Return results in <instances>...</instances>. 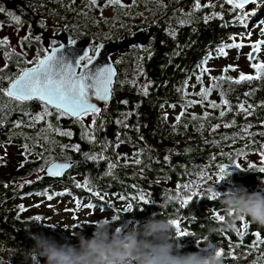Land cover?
Wrapping results in <instances>:
<instances>
[{"label":"trees","instance_id":"1","mask_svg":"<svg viewBox=\"0 0 264 264\" xmlns=\"http://www.w3.org/2000/svg\"><path fill=\"white\" fill-rule=\"evenodd\" d=\"M56 1L43 0L41 11L44 15L63 21L60 14L69 10L75 23L68 24L70 33L74 37L77 33L91 37L93 48L103 41L129 37L140 27H153L155 34L146 47L119 52L116 61L119 74L113 85V97L101 108L94 128L89 127L94 118L92 115L90 123L84 120L80 123L67 116L57 119L54 110L52 116L29 127L31 117L43 112L42 104L37 101L18 104L0 94V104L6 105L0 115L3 120L0 123V258L6 260L9 255H14L11 264H34L24 257V252L34 247L33 234L43 233L60 243L67 240L75 244L78 241L74 232L91 237L94 224L100 220L107 219L114 228L126 230L149 219L163 218L180 220L181 229L192 234L177 237L173 230L170 235L182 252L204 250L209 227H216L218 231L211 235L210 242L223 251V264H264V245L257 243L253 247L256 241L253 233L259 232L264 238V228L245 219L238 220L233 230H223L222 222L215 219L217 212L224 215L222 206L218 199L207 198L210 188L221 193L235 190L240 185L250 192L261 187L264 190V174L258 171L264 167V162L245 161L246 156H259L264 150V137L259 135L264 131V79L234 83L240 72L255 75L252 62L245 70L235 68L227 62L235 48L227 49L226 57L217 51L225 44L250 38L264 21V2L258 0L244 10H234L226 0H200L202 7L197 10L195 0H121L123 7L109 5L108 0H97L95 5L87 0H72L62 8L55 6ZM104 11L108 13L103 14ZM244 12L249 15L241 22ZM79 17L82 24L85 19L89 20V31L85 25L78 30ZM2 24H8V20L0 14V29ZM0 48L5 53L13 52L4 46ZM14 54L11 58L4 54L6 61L0 65L3 69L0 76L5 79L0 81V88H7L9 78L30 66L22 64L20 69L16 68ZM222 59L226 62L220 69L210 65L214 60ZM258 61H264V57L259 55ZM229 65L236 70L224 73L223 69ZM202 67L211 71L203 74L201 82L197 77L201 75ZM221 76L232 80L215 81L218 87L213 88L201 103L202 97L197 93L202 88H212L211 77ZM224 99L232 106L231 112L223 105ZM190 101L197 103L186 107ZM210 101L221 107L213 109ZM241 103L246 108L251 107L250 115L239 111ZM221 111L226 115L220 117ZM205 113L207 119H193V116L202 118ZM177 116H181L179 123ZM21 121V127H15ZM232 121H235L232 127L223 126ZM49 123L62 131L72 132V135L45 132ZM216 124L221 127L212 131ZM248 124L252 127L245 133L243 129ZM86 131H90L95 139H88ZM25 145L30 154H26ZM76 145H79V151L74 150ZM7 146L19 152L10 164L3 153ZM92 156L102 158L91 159ZM56 159H70L73 163L62 177L40 174ZM137 159L141 163L136 164ZM224 162L239 163L240 170L230 172L225 180L219 181V168ZM110 164L116 167L110 169ZM201 170L204 177L199 175ZM208 176L212 179H207ZM214 176L218 181L210 187L208 183ZM85 183L92 191L76 186ZM183 184H190L191 190L199 195L182 207L180 199L191 195L190 190L182 188ZM59 192L66 194L56 196ZM39 193L53 195L52 200L64 196L75 204L79 200L82 205L79 210L94 205L90 210H98L100 214L83 221L84 226L80 229L58 224L52 221L51 214L36 211L27 203L29 198L48 201L46 195ZM140 196L150 203L139 200ZM129 203L133 205L131 213L124 211ZM117 215L120 219L114 220ZM36 216L44 219L35 221ZM245 222L249 228L241 241L236 229L242 228ZM36 264H45L44 258L40 257Z\"/></svg>","mask_w":264,"mask_h":264},{"label":"snow or ice","instance_id":"2","mask_svg":"<svg viewBox=\"0 0 264 264\" xmlns=\"http://www.w3.org/2000/svg\"><path fill=\"white\" fill-rule=\"evenodd\" d=\"M226 2L232 6V8L244 10L246 5L253 4L255 5L258 0H226ZM261 2H264V0H261ZM89 3L91 5H95L97 3V0H89ZM109 5H119L123 7L121 0H108ZM211 6V5H210ZM202 5L200 4V0H195L194 8L200 9ZM6 10L4 7H0V13H4ZM12 17V19L17 23L20 24L21 20L19 16H16L12 14L11 12L8 13ZM249 15V13L244 12L243 15L240 17L241 22H243L244 17ZM207 19V17L205 18ZM261 25H264V21L260 22ZM250 35V33H249ZM261 35H264V27H261ZM30 36L24 37L25 40L30 39ZM37 40H39V37H36ZM235 40V38H233ZM72 44H75L76 41L72 40ZM9 45V41L7 38L0 39V46H7ZM243 42H233L230 44H225L221 46L217 51L220 56H227L228 52L227 49L235 48V49H242L244 47ZM63 45H60L59 47H53L51 49L50 54H46L43 56V58H39V55L37 59L34 62V66L30 68H23L20 70V73L15 76L14 78H9V86L7 88H0V94L2 96H5L9 99L10 102H15L18 104H22L29 101H37L42 104L43 112L31 117V123L27 126L34 127L35 123L39 121H44L46 117L52 116L54 113L52 110L55 111V114L57 116V119L60 117H71L74 118L77 122L83 123V120L88 115H92L94 118L92 120V124L90 127L94 128L96 125V117L101 112V109L97 107L95 103H92V99L95 98L97 101H104L107 102L112 95V85H113V78L115 76V70L111 65L108 66H99V67H90L93 65L94 60L97 56H99V48L94 51V55H89L87 52H85L84 55L79 57H73L72 59H69L68 56H65L63 54L57 55V53H62ZM100 48L103 47V45L99 46ZM252 51L247 54V59L252 62L251 67L255 70V75L251 74H245L243 72H240L239 78L234 80V83H241V82H251L254 80H262L264 79V61H258V54L264 50V39H260L255 41L251 44ZM45 53H48V49H43ZM13 55L12 52H6V57H11ZM211 57H209L210 59ZM257 61V62H253ZM26 63H32L31 61H26ZM207 63V60H205V64ZM80 69V71H78ZM229 70L235 71L236 69L229 65L223 69L224 73H227ZM0 71H3V69H0ZM211 70L207 67L201 68V75L197 77L198 80H201L202 82V76L204 73H209ZM5 77L0 76V81H3ZM213 80V86L212 88H202L197 95L202 97L201 103L203 102V99H206L212 92L213 88L218 87V85L215 83V81L218 80H232L231 77L221 76V77H211ZM249 93L248 95H250ZM223 95V93H222ZM197 103L196 101H190L189 105ZM210 106L213 109L221 107V105L217 104L214 101L209 102ZM223 105H227V111L231 112L232 106L230 105L229 101L227 99L223 100ZM6 108V105L0 104V115L4 113V110ZM239 111L244 113L245 115L251 114V107L248 108L245 107L243 103L238 105ZM26 115H30L28 113H25ZM183 113H181V116ZM220 117H223L226 115L225 111L220 112ZM181 116H177L176 120L177 123H179ZM208 114L205 113L204 117H196L193 116V119H207ZM165 119L167 117L165 116ZM3 120L0 119V123H2ZM21 122H17L15 124V127H21ZM235 124V121H232L231 123L224 124V127H232ZM220 124H216L212 126V131H215L216 129L220 128ZM252 127L251 124H248L247 127L243 129L245 133L249 132V129ZM45 132H57L61 136H71L72 132L70 131H62L57 127H54L52 124H48L47 129H44ZM255 135V134H250ZM260 136L264 137V131H261L259 133ZM85 136L90 139L94 140L95 137L90 134V131L85 132ZM247 138V137H245ZM119 145L117 144V147ZM26 149V154H30L27 152L28 146H24ZM264 148V146H262ZM75 151H79V145L74 146ZM260 156L264 157V150L260 151ZM139 155V153H137ZM91 159H100L102 157H96L92 156ZM2 159V158H0ZM167 159V158H166ZM136 164L141 163L140 160L134 161ZM72 165L69 163H63V164H57L53 163L50 167L46 169L47 174L53 177H59L64 174V170L70 168ZM115 164H110L109 168H115ZM237 167L240 168V165L237 164ZM254 167V166H253ZM43 170V169H42ZM258 171L262 174H264V167H260ZM219 181H223L231 175V173L227 170L226 167L221 166L219 168ZM199 175L201 177H204L205 173L201 170L199 172ZM207 179L211 180L212 177L208 176ZM77 187H84L88 188L89 191H92V189L88 186L87 183L81 185L77 184ZM182 188L188 189L191 191V195L187 196L185 199H180L181 206H185L188 204L189 200L192 199V197L198 196L199 194L191 190L192 186L190 184H183ZM209 195L208 199L216 200L219 197V193L217 191H213L211 188L208 189ZM65 192H59L56 193V196H63L65 195ZM96 196H101L99 192L94 193ZM39 195H46L47 200L51 201L54 196L47 193H39ZM101 199L103 197L101 196ZM121 199H124L121 197ZM139 200H143L145 204L150 203L149 200H147L144 196H140L138 198ZM77 207H81V202L79 200L76 201ZM21 210H23V206H20ZM88 208H93L94 205H86ZM133 210V205L129 203L127 207L124 209L125 212L131 213ZM35 221H42L44 218L41 216H36L33 218ZM114 220H119L120 217L114 216ZM215 219H217L220 222H223L224 217L220 215L218 212L215 214ZM239 221H245L244 217H240ZM105 223L110 222L109 220L105 219ZM170 223L173 225V228L175 230V233L177 237H186L191 236L192 234L186 231H183L181 229V221L178 219H171ZM249 228V224L245 222L242 226V228L236 229L237 236L240 237L241 241L243 240L244 235L247 234V229ZM119 231V229H117ZM254 237L256 238V241L253 244V247L258 243L260 245H264V238H261V234L259 232L253 233ZM240 245H233V247H239ZM218 253L223 255V251L220 249H217Z\"/></svg>","mask_w":264,"mask_h":264},{"label":"clouds","instance_id":"3","mask_svg":"<svg viewBox=\"0 0 264 264\" xmlns=\"http://www.w3.org/2000/svg\"><path fill=\"white\" fill-rule=\"evenodd\" d=\"M216 191L224 213L223 230H233L240 217L264 228V190L250 192L240 185L224 193ZM94 225L91 237L74 232L75 244L67 240L60 243L43 233L33 234L35 244L24 252L25 260L34 264L40 257L45 264H223L222 255L210 242L211 235L218 231L216 227H209L204 250L185 253L170 240L174 228L168 219H149L126 230L104 220ZM12 256L0 258V264H11Z\"/></svg>","mask_w":264,"mask_h":264},{"label":"rangeland","instance_id":"4","mask_svg":"<svg viewBox=\"0 0 264 264\" xmlns=\"http://www.w3.org/2000/svg\"><path fill=\"white\" fill-rule=\"evenodd\" d=\"M203 1L206 2L208 0ZM104 13H108V11H104L103 14ZM261 27H264V25L257 27L251 34L250 38L243 39V43L245 46L242 49H234L230 52V56L227 60L228 63L233 64L235 68H242L244 70L247 68L248 64L250 63V61L247 59V54L252 50L251 44L257 40L264 39V35H261ZM24 35L25 31L22 29V27L3 24L0 29V39L7 38V40L9 41L8 46L10 49H12V51H24L26 56L29 57L28 59H31L36 55V51L33 48L28 47L27 50H24L23 45L20 46L16 45V43L14 44V42L20 41V38H22ZM4 54L5 51L0 48V65H4V62L6 61ZM259 55L264 57V50H262L258 54V56ZM20 59L21 54L15 53L13 56V62L18 65ZM225 62V59L214 60L210 65L213 66L216 70H218L225 64ZM91 119V116L88 115L84 118V121L90 123ZM3 153L5 154V157L8 160L7 164H10L12 162L14 156L19 155V152L15 148L9 146L4 148ZM245 161L246 163H248L249 161L264 162V157H261L260 155L246 156ZM44 170L45 168L41 170L40 174H43ZM217 181L218 177L214 176V180L210 181L208 183V186L211 187L212 185L216 184ZM26 201L34 210H42L45 213L51 214L53 222H56L61 225H74L78 229L84 226L82 223L83 221L89 220V218H94L95 215L100 214L98 210H95L93 212L90 209L79 210L75 202L71 198L69 199L67 196L57 197L52 201H44L39 198H29Z\"/></svg>","mask_w":264,"mask_h":264},{"label":"flooded vegetation","instance_id":"5","mask_svg":"<svg viewBox=\"0 0 264 264\" xmlns=\"http://www.w3.org/2000/svg\"><path fill=\"white\" fill-rule=\"evenodd\" d=\"M13 1H15L16 6L15 8L11 9L7 7L6 0H0V7H4L6 10L4 13H0V14H2V16L8 20V25L22 27V29L25 31V35L22 38H20V41H16L14 42V44L16 43V45H20V46L23 45L24 50H27V48L30 47L36 51L35 57L28 59L29 57L26 56L24 51L16 52L13 50L12 52L13 54L14 53L21 54V59L19 61V64L18 66H16V68L18 69L21 68L22 64L30 65L27 68L33 67L34 62L37 59L38 55L39 58H43V56L47 54V53L45 54L43 53V49H48L49 51L52 47L59 45V42L56 38V33L60 29H64L69 33L71 37V41L75 40L77 42V40L87 37V36H82L81 33H77L76 37L72 36V34L70 33V29L68 28L70 27L68 24L75 25V23L74 20H72L69 16L70 15L69 10H64L62 14H60V18L63 20L61 21V20L52 19L44 15V12L41 11L42 8L44 7L43 0H13ZM71 1L72 0H57L55 6H57L58 8H62L64 6H68ZM75 1L80 2L81 0H75ZM87 1L89 2V0ZM87 9H90L88 4H87ZM9 12H11L16 16H19L21 23L17 24L12 19V17L8 15ZM81 20L82 18L79 17V22L78 24H76L78 30H81L83 28V25H85V29L89 31L90 29L89 20L85 19L84 24H82ZM45 34L48 35L47 38L45 37ZM26 36H30L31 38L25 40L24 37ZM36 37H39V40H37ZM4 47L9 48L8 45ZM96 47L95 48L92 47V50H95ZM9 50L12 51V49L10 48ZM118 54L119 53L112 55V58L118 56ZM26 61H31L32 63H26Z\"/></svg>","mask_w":264,"mask_h":264},{"label":"water","instance_id":"6","mask_svg":"<svg viewBox=\"0 0 264 264\" xmlns=\"http://www.w3.org/2000/svg\"><path fill=\"white\" fill-rule=\"evenodd\" d=\"M6 5L8 8H15L16 3L13 0H6ZM247 6L248 5H246V7ZM154 34H155V30L152 27H150V28L140 27V28H137L132 33V35L130 37H123L118 41H103V42H101L96 47V49L99 48V56L96 57V59L93 62V65H91L90 67H99V66L111 65L114 68L115 73H116L114 78H113V85H114L116 83V79H117V76L119 74V69H118V66L116 65V61H117L118 56L112 58V55L117 54L123 50H127V49H130L132 47H136V46L139 48H144L150 43L151 38L154 36ZM45 37L47 38L48 35L45 34ZM56 38L59 42V45H57L55 47H59L60 45L64 46L62 49V53H57V55L63 54L65 56H68L69 59H72L73 57L82 56L85 54V52H87L89 55H94V52L90 51V50H92V46H91L92 38L91 37H85V38L79 39V40H77V42L75 44H72L71 43V37H70L69 33L64 29H60L56 33ZM100 45H103V47L100 48L99 47ZM51 49L48 51L47 54H50ZM78 71H80V69H78ZM113 85H112L111 98L107 102L97 101L95 98H93L91 102L95 103L97 105V107H99L100 109L103 108L113 97ZM53 163H57V164L69 163L72 165L73 161L70 159L53 160L51 163H49L45 167V170H44V174L49 176V177H52V176L47 174L46 169L48 167H50L51 164H53ZM237 164H239V163L224 162L222 164V166L226 167L229 172L237 173L240 170V168L237 167ZM69 169L70 168L65 169L64 174ZM62 176H59V177H62ZM259 190H263V188L261 187Z\"/></svg>","mask_w":264,"mask_h":264},{"label":"bare ground","instance_id":"7","mask_svg":"<svg viewBox=\"0 0 264 264\" xmlns=\"http://www.w3.org/2000/svg\"><path fill=\"white\" fill-rule=\"evenodd\" d=\"M12 9V8H11Z\"/></svg>","mask_w":264,"mask_h":264}]
</instances>
